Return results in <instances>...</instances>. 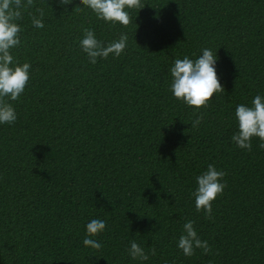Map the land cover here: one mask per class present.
<instances>
[{"label":"trees","instance_id":"obj_1","mask_svg":"<svg viewBox=\"0 0 264 264\" xmlns=\"http://www.w3.org/2000/svg\"><path fill=\"white\" fill-rule=\"evenodd\" d=\"M141 2L127 27L81 0H34L17 21L11 54L31 69L20 98H5L17 121L0 124V264H264V149L232 141L236 107L264 97V0ZM86 28L105 46L125 34L127 48L91 64ZM205 48L224 93L197 112L173 96L170 69ZM209 164L227 174L212 219L192 195ZM92 219L106 221L100 250L83 244ZM187 221L210 253L178 248ZM133 240L147 261L131 258Z\"/></svg>","mask_w":264,"mask_h":264},{"label":"clouds","instance_id":"obj_2","mask_svg":"<svg viewBox=\"0 0 264 264\" xmlns=\"http://www.w3.org/2000/svg\"><path fill=\"white\" fill-rule=\"evenodd\" d=\"M72 0H60L62 5H68ZM84 7L91 9L97 19L106 23H119L125 27L132 22L129 9L140 10L145 4L141 0H81ZM34 6V0H0V124H14L17 112L12 104L5 98L16 101L24 93L30 82V63L19 64L11 54V50L21 44L20 34L22 26L17 21L23 19V10ZM82 10V9H81ZM35 15L31 16L32 25L43 28L45 12L43 8H36ZM127 35L121 34L118 41L105 46L104 42L96 38L92 29H84V38L80 41V47L86 53L91 64H96L97 59H107L110 55L119 57L127 48ZM217 57L212 50L205 48L202 55L193 60L185 56L183 59H175L170 72L172 82L170 90L173 96L184 104L194 107L199 112L202 108H208L214 95L224 93V88L219 81L216 71ZM196 113H194L195 115ZM235 117L238 122V132L232 136V141L240 149L251 152L253 138H258L259 147L264 149V97L257 95L252 100V106L240 104L235 109ZM203 120V113H199L192 122L191 127L197 128ZM227 174L219 171L213 164H209L207 170L196 177L198 187L192 193L195 197L197 212L203 211L207 219H212V204L220 196H223ZM184 234L179 237L178 248L185 256L195 254V249L200 248L204 254L211 252L207 241H202L194 228V221L184 224ZM106 229V221L92 219L86 225V236L83 240L85 247L95 250L101 249V244L94 239ZM129 254L132 259L147 261L149 255L135 241H131ZM151 254H156L155 248Z\"/></svg>","mask_w":264,"mask_h":264}]
</instances>
